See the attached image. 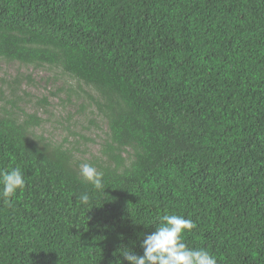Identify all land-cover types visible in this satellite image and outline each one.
Wrapping results in <instances>:
<instances>
[{"label":"trees","instance_id":"1","mask_svg":"<svg viewBox=\"0 0 264 264\" xmlns=\"http://www.w3.org/2000/svg\"><path fill=\"white\" fill-rule=\"evenodd\" d=\"M0 57L85 84L108 124L96 190L0 106V169L26 182L0 197V264H130L165 213L217 264H264V0H0Z\"/></svg>","mask_w":264,"mask_h":264},{"label":"rangeland","instance_id":"2","mask_svg":"<svg viewBox=\"0 0 264 264\" xmlns=\"http://www.w3.org/2000/svg\"><path fill=\"white\" fill-rule=\"evenodd\" d=\"M28 76L32 79L28 80ZM19 78L21 86L16 87L15 80ZM13 89L16 92L12 95ZM83 90L89 89L55 68L34 67L0 57V93L4 92L0 106L10 108L5 101L16 98L24 112L40 118L39 125L30 127L36 135L53 143L67 139L65 145L75 148V158L88 163L93 158H103L101 149L108 124ZM43 97H47V103H41ZM17 112L24 118L22 110Z\"/></svg>","mask_w":264,"mask_h":264},{"label":"clouds","instance_id":"3","mask_svg":"<svg viewBox=\"0 0 264 264\" xmlns=\"http://www.w3.org/2000/svg\"><path fill=\"white\" fill-rule=\"evenodd\" d=\"M80 176L96 190H104L103 173L90 163L79 164ZM24 174L19 166L0 169V197L5 204L12 205V198L25 188ZM82 204H88L89 195L79 197ZM159 226L147 234L142 241L143 253L122 252L130 264H217V258L203 248L189 247L183 239L185 231L196 227L195 223L182 215L165 213L160 218Z\"/></svg>","mask_w":264,"mask_h":264}]
</instances>
